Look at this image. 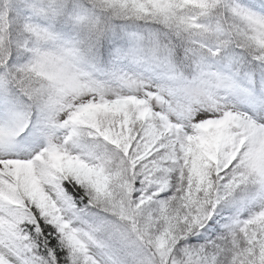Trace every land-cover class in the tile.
<instances>
[{"label":"snow or ice","instance_id":"snow-or-ice-1","mask_svg":"<svg viewBox=\"0 0 264 264\" xmlns=\"http://www.w3.org/2000/svg\"><path fill=\"white\" fill-rule=\"evenodd\" d=\"M0 264H264V0H0Z\"/></svg>","mask_w":264,"mask_h":264}]
</instances>
